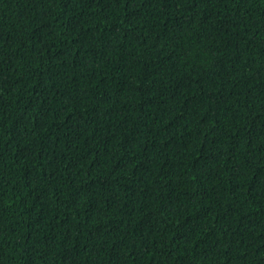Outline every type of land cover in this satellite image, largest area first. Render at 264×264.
Listing matches in <instances>:
<instances>
[{
    "label": "trees",
    "instance_id": "obj_1",
    "mask_svg": "<svg viewBox=\"0 0 264 264\" xmlns=\"http://www.w3.org/2000/svg\"><path fill=\"white\" fill-rule=\"evenodd\" d=\"M0 264H264V0H0Z\"/></svg>",
    "mask_w": 264,
    "mask_h": 264
}]
</instances>
